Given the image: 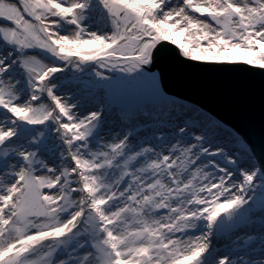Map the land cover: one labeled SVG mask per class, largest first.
I'll use <instances>...</instances> for the list:
<instances>
[{
	"label": "snow or ice",
	"instance_id": "obj_1",
	"mask_svg": "<svg viewBox=\"0 0 264 264\" xmlns=\"http://www.w3.org/2000/svg\"><path fill=\"white\" fill-rule=\"evenodd\" d=\"M0 264H264V0H0Z\"/></svg>",
	"mask_w": 264,
	"mask_h": 264
}]
</instances>
